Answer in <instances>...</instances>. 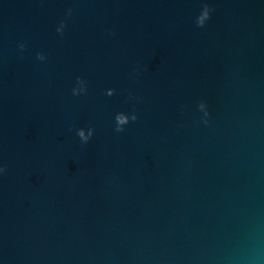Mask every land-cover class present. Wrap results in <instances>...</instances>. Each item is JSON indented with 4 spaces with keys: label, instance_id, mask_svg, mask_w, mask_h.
<instances>
[{
    "label": "water",
    "instance_id": "95a60500",
    "mask_svg": "<svg viewBox=\"0 0 264 264\" xmlns=\"http://www.w3.org/2000/svg\"><path fill=\"white\" fill-rule=\"evenodd\" d=\"M0 264H264V0H0Z\"/></svg>",
    "mask_w": 264,
    "mask_h": 264
},
{
    "label": "clouds",
    "instance_id": "9594fccd",
    "mask_svg": "<svg viewBox=\"0 0 264 264\" xmlns=\"http://www.w3.org/2000/svg\"><path fill=\"white\" fill-rule=\"evenodd\" d=\"M201 107H203V105Z\"/></svg>",
    "mask_w": 264,
    "mask_h": 264
}]
</instances>
